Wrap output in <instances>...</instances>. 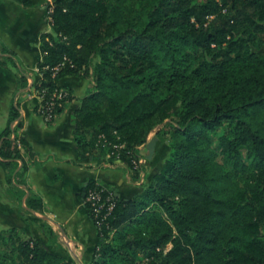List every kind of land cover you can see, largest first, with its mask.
Segmentation results:
<instances>
[{"label":"trees","instance_id":"obj_1","mask_svg":"<svg viewBox=\"0 0 264 264\" xmlns=\"http://www.w3.org/2000/svg\"><path fill=\"white\" fill-rule=\"evenodd\" d=\"M47 7L53 33L41 43L37 88L92 77L71 115L79 157L109 155L140 181L141 147L158 126L170 148L133 197L102 184L116 204L90 264H264V0H47ZM69 93L49 124L74 99ZM18 116L13 108L10 123ZM21 147L30 151L9 124L0 134L9 181ZM26 204L43 209L34 193ZM0 245V264H77L17 228L0 232Z\"/></svg>","mask_w":264,"mask_h":264},{"label":"crops","instance_id":"obj_2","mask_svg":"<svg viewBox=\"0 0 264 264\" xmlns=\"http://www.w3.org/2000/svg\"><path fill=\"white\" fill-rule=\"evenodd\" d=\"M50 33L47 0H34L31 7L21 0H0V134L10 124L30 145V151L20 148L23 158L17 161L12 181L0 163V232L17 228L65 259L90 264L99 233L86 208L84 190L90 182L101 183L117 197L129 199L142 190V182L134 181L125 164L109 155H78L71 115L92 87V78L61 79L74 99L53 123L37 113L41 43ZM13 108L19 116L10 123ZM23 162L26 172L21 170ZM31 193L42 198L41 211L26 204Z\"/></svg>","mask_w":264,"mask_h":264},{"label":"built area","instance_id":"obj_3","mask_svg":"<svg viewBox=\"0 0 264 264\" xmlns=\"http://www.w3.org/2000/svg\"><path fill=\"white\" fill-rule=\"evenodd\" d=\"M69 61L67 56L52 68L53 75L61 70ZM42 78V77H41ZM40 83V82H39ZM67 89L55 88L48 90L47 88L38 89L37 95L39 97V104L37 106V113L48 123L55 118L54 110L58 105H61L60 100L66 98L69 95ZM143 146L141 149L143 150ZM142 154L143 151H142ZM145 155V154H144ZM145 158H140L139 162L144 163ZM107 189L100 183H95L86 190L85 205H89L93 221L98 229L104 224H109L108 218L113 212L116 201L111 194L107 193Z\"/></svg>","mask_w":264,"mask_h":264},{"label":"rangeland","instance_id":"obj_4","mask_svg":"<svg viewBox=\"0 0 264 264\" xmlns=\"http://www.w3.org/2000/svg\"><path fill=\"white\" fill-rule=\"evenodd\" d=\"M86 78H92L91 75L89 74V76H87ZM162 126H158L150 135L149 138L153 137L154 135H157L158 130L161 128ZM157 130V131H156ZM158 136V142L156 145V150L155 153L153 155V158L151 160H148L147 157L144 160V171L145 173H147L148 177L153 175L155 172H157L159 170V168L162 166V164L164 163V161L166 160V158L169 156L170 154V148L168 146V141L163 138L160 135ZM145 155L148 153L147 151L143 152ZM144 176V174H143ZM148 177L145 178V182L148 181ZM144 178V177H142ZM142 182V179L139 181ZM0 249L3 250V247L0 245Z\"/></svg>","mask_w":264,"mask_h":264},{"label":"water","instance_id":"obj_5","mask_svg":"<svg viewBox=\"0 0 264 264\" xmlns=\"http://www.w3.org/2000/svg\"><path fill=\"white\" fill-rule=\"evenodd\" d=\"M157 131V130H156ZM158 136L154 135L153 137L149 138L147 144H146V149L148 150V153L146 154V157L148 160H151L153 158V155L156 150V145L158 142ZM83 196H86V189L84 190Z\"/></svg>","mask_w":264,"mask_h":264}]
</instances>
